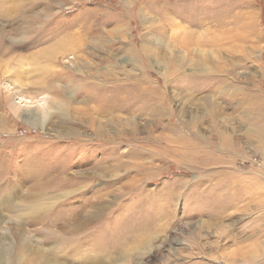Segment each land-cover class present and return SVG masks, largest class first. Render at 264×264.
<instances>
[{
  "label": "rangeland",
  "instance_id": "1",
  "mask_svg": "<svg viewBox=\"0 0 264 264\" xmlns=\"http://www.w3.org/2000/svg\"><path fill=\"white\" fill-rule=\"evenodd\" d=\"M260 128L264 0H0V264H264Z\"/></svg>",
  "mask_w": 264,
  "mask_h": 264
},
{
  "label": "bare ground",
  "instance_id": "2",
  "mask_svg": "<svg viewBox=\"0 0 264 264\" xmlns=\"http://www.w3.org/2000/svg\"><path fill=\"white\" fill-rule=\"evenodd\" d=\"M10 98V97H8ZM21 98V97H20ZM28 99L26 98H21L20 100L18 99V101H24L26 103ZM212 101V100H210ZM19 102V103H20ZM214 102V101H213ZM31 103V102H30ZM207 105H211V103L209 101L206 102ZM258 104V103H257ZM13 107V106H12ZM19 109V108H18ZM15 111V110H14ZM17 112V111H16ZM19 114V113H18ZM19 116V115H18ZM25 116L22 120L28 125V126H31V127H40V115L37 113V112H31L30 113H24ZM20 117H22L20 115ZM43 116H41L42 118ZM261 129V128H260ZM262 130V131H261ZM261 130H256L258 131V133L260 134V137L264 134V129L262 128ZM255 131V133H256ZM254 133V134H255ZM231 135V134H230ZM225 136L227 137L225 141H232L231 139V136ZM230 138V139H229ZM264 138V137H262ZM232 144V143H231ZM204 148V147H203ZM207 152H208V155H209V150H207V148L205 149ZM182 155H183V158L185 160H189L191 162H197L199 156H201V153H202V150L198 147H194V146H186L184 145L182 147V151H181ZM204 153V152H203ZM207 154V153H206ZM208 158V157H207ZM100 167L102 168V166L100 165ZM99 167V168H100ZM111 191V190H110ZM107 192H108V189L106 191H99V193L97 195H95L94 197L96 198V201L98 202L96 205H93V203H91L90 205V210H87V213L78 221H76V219L74 221H76V226L75 228H78V227H82L84 225H87L89 224L91 221H93L94 219L98 218V216L100 215V211H104V209L109 205L110 202H112V199H100V198H103L104 195H107ZM110 193V192H109ZM107 197V196H105ZM93 200V199H92ZM4 204V203H3ZM93 209V210H92ZM102 215V214H101ZM5 224H7V220L5 219L4 220ZM22 223V222H21ZM75 223V222H74ZM73 225V224H72ZM74 226V225H73ZM20 227V225H19ZM24 229V228H22ZM22 229H19V231H17V240H16V237L14 240H9V242H5V239L9 237L10 235V231H5V232H2L3 234H0V246H1V251L4 252L8 258L10 256H14V254H16L15 256H17L18 260H21V259H25L26 256H25V252L26 251V247H27V241L25 240L27 237L25 235V232L22 230ZM16 230V229H15ZM77 230V229H76ZM32 238V237H31ZM25 248V249H24ZM32 249V248H31ZM4 254V256H5ZM13 259V258H12ZM7 261V259H6ZM6 261H4V263H6ZM9 262V261H8ZM117 262L114 261L113 264H116ZM9 264V263H8ZM48 264H56V263H51L49 262Z\"/></svg>",
  "mask_w": 264,
  "mask_h": 264
}]
</instances>
